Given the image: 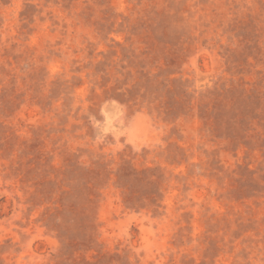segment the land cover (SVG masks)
<instances>
[{
	"label": "rangeland",
	"instance_id": "1",
	"mask_svg": "<svg viewBox=\"0 0 264 264\" xmlns=\"http://www.w3.org/2000/svg\"><path fill=\"white\" fill-rule=\"evenodd\" d=\"M0 264H264V0H0Z\"/></svg>",
	"mask_w": 264,
	"mask_h": 264
}]
</instances>
